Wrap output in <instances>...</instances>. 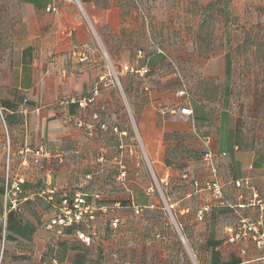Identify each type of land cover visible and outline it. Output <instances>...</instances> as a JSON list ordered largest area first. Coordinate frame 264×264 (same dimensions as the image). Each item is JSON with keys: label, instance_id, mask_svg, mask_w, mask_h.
<instances>
[{"label": "rangeland", "instance_id": "1", "mask_svg": "<svg viewBox=\"0 0 264 264\" xmlns=\"http://www.w3.org/2000/svg\"><path fill=\"white\" fill-rule=\"evenodd\" d=\"M74 1L75 9L63 11L60 23L72 37L87 34L92 40L91 52L79 63L88 78L81 98L93 101L78 105V119L68 121L61 141L42 137V153L30 152V158L38 172L50 168L60 181L67 179L62 190L71 186L89 198L101 194L92 197L94 205L103 198L121 202L107 212L95 210L80 228L94 220L129 264L148 263L149 253L159 255L155 264H197L183 230L192 215L191 209L180 212L185 184L179 174L203 161L199 135L213 122L198 125L180 109L200 101L218 116L228 107L242 127L243 145L264 160V0H98L86 10ZM11 9L14 22L6 19ZM45 9L54 16L59 11L53 5ZM20 15L19 0H0V63L10 40L23 32ZM49 23L58 27L55 20ZM138 50L145 57L137 61ZM142 63V75L125 69ZM71 97L77 100L62 96L50 106ZM136 189L152 190L159 203L138 213L130 204ZM111 217L121 222L114 229ZM3 249L1 240L0 264H8ZM114 258L110 264H119Z\"/></svg>", "mask_w": 264, "mask_h": 264}, {"label": "crops", "instance_id": "2", "mask_svg": "<svg viewBox=\"0 0 264 264\" xmlns=\"http://www.w3.org/2000/svg\"><path fill=\"white\" fill-rule=\"evenodd\" d=\"M77 1L82 10L93 8L98 3V0ZM19 4L23 32L10 40L11 47L0 63V107L4 112L3 118L0 117L2 260L8 264H110V256H117L118 259L112 261L129 264L121 257L122 250L114 246V239L101 235L94 220L90 221L91 227L88 226V229L80 228L83 224H73L61 228V232L56 225L49 224L60 198L76 190H72L71 186L62 190L68 182L67 179L59 180L58 171L47 168L38 172L30 158L32 154L24 149L41 147V138L45 136L61 141L68 133V121L78 119V102L83 99L81 95L88 81L85 73L80 72L83 65L79 61L88 57L92 40L87 34L76 33L72 37L65 23H60L64 20L65 12L75 9L74 0H19ZM51 5L59 10L55 16L46 12L45 8ZM6 19L15 21L12 9ZM51 19L58 22L53 25L57 28L49 26ZM8 31L11 32V29ZM57 70L59 75L56 74ZM71 83L75 84L74 90ZM62 96H75L77 100L71 97L69 101L50 106L51 102ZM31 101H44L46 105L40 107ZM189 107L192 114L181 116L190 118L198 125L213 122L204 129H207L205 134L212 137L223 184V201L216 200L206 190L194 187L193 180L203 181L209 176L202 160L189 165L179 174L185 184L179 200L185 205L180 212L191 209L192 215L190 227L183 230L195 260L197 264H264L263 247L250 239H230L241 217L261 221L260 227L264 231V160L256 156L254 149L243 145L242 127L236 120H231L228 107L221 108L218 116L213 115L210 106H205L204 102L190 103ZM199 139L203 151V140ZM90 148L93 149L94 144ZM16 175H22L24 181L19 209L11 210L5 182L6 178L10 182ZM238 179L247 180V185L236 186L234 181ZM51 190H55V202L48 199ZM90 197H86L87 201L96 208V212H107L108 208H118L121 204L119 200L103 198L98 205L95 203L96 206L92 203V197L101 199L103 196L94 193ZM158 203L152 190L136 189L131 194L130 204L138 213ZM204 206L208 209L199 219L198 213ZM118 246L120 248V243ZM158 256L149 253L146 264H155Z\"/></svg>", "mask_w": 264, "mask_h": 264}, {"label": "built area", "instance_id": "3", "mask_svg": "<svg viewBox=\"0 0 264 264\" xmlns=\"http://www.w3.org/2000/svg\"><path fill=\"white\" fill-rule=\"evenodd\" d=\"M145 56L138 50L136 59L141 60ZM142 63L141 68H134L131 66H125L126 70L134 71L135 73L143 74L147 71V65ZM87 102H92L93 97L83 98L78 102V105L83 107ZM3 110L0 107V117L3 118ZM180 113L182 115H191L192 109L189 106L182 107L180 109ZM199 137L203 140V162L209 176L203 181L193 180L192 183L197 190H206L210 192L212 197H214L218 201H223V184L220 180V174L217 164V154L215 153L212 146V137L209 134L199 135ZM24 151L32 152L36 155L42 153L43 147H39L37 149L25 148ZM24 181V177L22 175H16L10 182L6 178L5 188H6V196L8 198V207L11 210H17L20 206L21 201V192H22V183ZM247 180H235L234 184L238 187L243 185H247ZM55 190H51L49 193L48 199L52 202H55ZM255 197L257 195L255 194ZM57 214L51 218L50 225H56L58 227V231L61 232V228L73 224H80L83 221H88L94 218V211L96 208L88 203L87 198L84 193L79 190L74 191L70 195H64L60 198L58 204H56ZM207 207H203L199 211V219L203 218L204 212L207 211ZM120 223V219L118 217H113L110 221V227L116 228ZM261 221H251L247 218H239L236 223L235 229L231 236V240H252L256 243V245L264 248V231L260 227Z\"/></svg>", "mask_w": 264, "mask_h": 264}, {"label": "trees", "instance_id": "4", "mask_svg": "<svg viewBox=\"0 0 264 264\" xmlns=\"http://www.w3.org/2000/svg\"><path fill=\"white\" fill-rule=\"evenodd\" d=\"M228 68H229V60H228V58H227V56H226V61H225V70L227 71L228 70ZM86 222H88V221H83L82 223H80L81 225L82 224H85ZM80 224H78V225H80Z\"/></svg>", "mask_w": 264, "mask_h": 264}]
</instances>
